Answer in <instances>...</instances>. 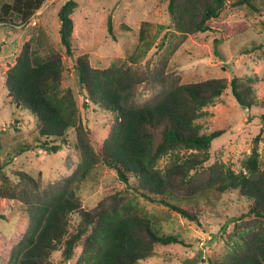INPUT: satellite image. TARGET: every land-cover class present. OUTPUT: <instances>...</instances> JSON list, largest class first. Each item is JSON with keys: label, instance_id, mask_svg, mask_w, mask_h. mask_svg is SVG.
Returning <instances> with one entry per match:
<instances>
[{"label": "trees", "instance_id": "16d2710c", "mask_svg": "<svg viewBox=\"0 0 264 264\" xmlns=\"http://www.w3.org/2000/svg\"><path fill=\"white\" fill-rule=\"evenodd\" d=\"M46 1L5 0L0 23L28 21ZM168 4L171 21L159 44L145 41V20L139 36L146 44L142 58L131 54L98 67L87 52H77L73 13L78 1L67 0L58 11L60 44L39 27L5 71L9 102L35 119L34 138L41 151H66L69 172L48 177L44 171L34 175L23 168L9 169L0 155V198L17 202L26 217L25 229L12 241L3 240L0 264H54L57 251L58 264H145L159 245L188 244L181 235L164 232L159 220L140 205L141 199L202 224L225 198L239 203L240 212L231 228L222 226L229 249L211 264H264V167L259 150L264 111L259 108L256 75L248 71L184 82L170 65L189 34L214 30V22L228 9L256 15L258 32L264 33V0ZM108 29L113 33L110 17ZM253 43L251 50H264V42ZM65 55L75 60L84 99L73 85L63 86ZM225 92L251 117L259 110L261 128L240 169L214 152V142L226 130L204 131L198 121L204 108ZM90 103L112 110L105 137L99 138L82 118L83 107ZM169 154L173 157L161 168L160 159ZM102 165L116 171L118 183L88 207L81 190Z\"/></svg>", "mask_w": 264, "mask_h": 264}, {"label": "rangeland", "instance_id": "374dc122", "mask_svg": "<svg viewBox=\"0 0 264 264\" xmlns=\"http://www.w3.org/2000/svg\"><path fill=\"white\" fill-rule=\"evenodd\" d=\"M5 0H0V4ZM12 1V0H10ZM67 0H47L28 20L21 18L15 25L0 23V155L7 167L25 169L34 175L44 171L48 177L67 173L66 151L50 153L36 144L35 119L29 112L19 110L7 98L5 71L16 62V58L32 33L43 27L50 39L60 44L59 8ZM73 13L75 19V42L77 52H87L94 66L107 67L117 58L128 55L142 58L146 49L140 41V29L148 21L146 40L159 44L170 24L169 0H77ZM111 18L113 33L109 32ZM36 22V23H35ZM167 26V27H166ZM166 27V28H165ZM214 30L189 34L173 55L170 65L182 75V81H194L215 76L232 77L234 73L250 72L256 75L255 85L260 98V109L264 111V50H251L255 43L264 42V33L258 32L261 22L254 14L245 10L228 9L213 24ZM243 28L244 31L236 30ZM247 48H250L247 50ZM151 51V50H150ZM74 58L65 55L66 69L64 87L73 85L84 99L82 87L74 66ZM205 115L198 121L204 131L224 128L226 132L214 142L215 154L236 169L242 168V159L252 150L253 139L260 131L259 110L251 117L250 111L241 107L230 93L222 94L213 105L204 108ZM112 110L90 103L83 107L82 118L97 133L105 137ZM261 162L264 167V140L259 142ZM186 152L183 150L182 154ZM173 155L159 161L163 168ZM100 173L88 179L81 190L88 207L95 205L103 192L118 183L117 173L109 166L102 165ZM140 205L152 217L159 220L164 232L181 235L188 245L174 243L159 245L155 254L145 264H211V259L222 258L229 249L222 237V226H233V218L240 212L239 203L228 200L220 203L217 212L203 217V223L191 221L161 204L140 200ZM23 208L17 202L0 198V250L5 242L26 227ZM5 214V216H3ZM54 264L61 259V252L53 256ZM144 263V262H143Z\"/></svg>", "mask_w": 264, "mask_h": 264}, {"label": "built area", "instance_id": "2783aa9c", "mask_svg": "<svg viewBox=\"0 0 264 264\" xmlns=\"http://www.w3.org/2000/svg\"><path fill=\"white\" fill-rule=\"evenodd\" d=\"M36 23V22H35Z\"/></svg>", "mask_w": 264, "mask_h": 264}]
</instances>
